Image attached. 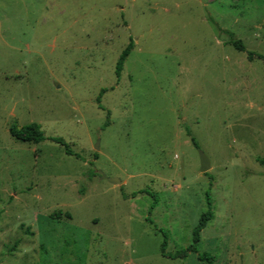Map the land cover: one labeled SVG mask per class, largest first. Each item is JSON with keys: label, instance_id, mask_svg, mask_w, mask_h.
<instances>
[{"label": "rangeland", "instance_id": "rangeland-1", "mask_svg": "<svg viewBox=\"0 0 264 264\" xmlns=\"http://www.w3.org/2000/svg\"><path fill=\"white\" fill-rule=\"evenodd\" d=\"M260 56L264 0H0V264H264Z\"/></svg>", "mask_w": 264, "mask_h": 264}, {"label": "trees", "instance_id": "trees-1", "mask_svg": "<svg viewBox=\"0 0 264 264\" xmlns=\"http://www.w3.org/2000/svg\"><path fill=\"white\" fill-rule=\"evenodd\" d=\"M229 34L231 37L230 43L233 44L237 49L241 51H245L246 46L243 43V41L237 38L233 33L229 32ZM132 49H133V42L129 43L126 46V48L123 50L122 54L120 55L117 65H116V72L118 74V77L120 76L123 70V66H124L126 58L131 53ZM254 55L255 54L253 52H249V57L251 59L254 57ZM260 57L264 59L263 56H260ZM106 90L107 89H103L102 93H104ZM9 131H10V134L14 138L21 140V141H25V142L40 143L41 141L46 139V136L43 130L41 129L40 124L38 123H29L23 126L12 125ZM188 134H190L189 131H188ZM52 139L62 145H65L66 150L69 154H74L73 150L63 139L61 138H52ZM192 142L196 146H198V143L194 137H192ZM257 160L260 164L264 165V157H259ZM212 216H213V213L211 209L203 213L202 217L200 218L199 224L194 229V243L185 249L178 250L176 253L170 254L166 252L167 237L165 236V240H164L163 247H162L163 254L166 256L172 257V258H185L188 256L189 252L198 253L197 244L200 241L201 231L205 228V226L207 225V222L212 218ZM198 257L201 260H208L210 264L213 261L212 256L208 253H198Z\"/></svg>", "mask_w": 264, "mask_h": 264}, {"label": "water", "instance_id": "water-1", "mask_svg": "<svg viewBox=\"0 0 264 264\" xmlns=\"http://www.w3.org/2000/svg\"><path fill=\"white\" fill-rule=\"evenodd\" d=\"M210 168H211V163L208 156L204 152H201V171L206 172ZM97 173L101 176L102 179H107L111 183L114 184L122 183L121 179L108 177L102 170H98Z\"/></svg>", "mask_w": 264, "mask_h": 264}]
</instances>
